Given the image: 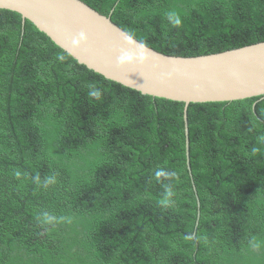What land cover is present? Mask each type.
Segmentation results:
<instances>
[{"label":"trees","instance_id":"trees-1","mask_svg":"<svg viewBox=\"0 0 264 264\" xmlns=\"http://www.w3.org/2000/svg\"><path fill=\"white\" fill-rule=\"evenodd\" d=\"M81 1L166 55L264 42V0ZM184 108L0 10V264H264V99L190 104L189 160Z\"/></svg>","mask_w":264,"mask_h":264},{"label":"water","instance_id":"water-1","mask_svg":"<svg viewBox=\"0 0 264 264\" xmlns=\"http://www.w3.org/2000/svg\"><path fill=\"white\" fill-rule=\"evenodd\" d=\"M79 64L154 98L182 102L189 160L188 107L264 99V42L217 54L180 57L144 45L81 0H0ZM24 29V28H23ZM81 32L86 40L73 41ZM129 58L122 61L121 57Z\"/></svg>","mask_w":264,"mask_h":264},{"label":"clouds","instance_id":"clouds-1","mask_svg":"<svg viewBox=\"0 0 264 264\" xmlns=\"http://www.w3.org/2000/svg\"><path fill=\"white\" fill-rule=\"evenodd\" d=\"M168 17L169 19H173L174 17V25L178 26L181 23V20L179 18V16L174 13V12H169L168 13ZM86 40V35L85 33L81 32L80 34H78L77 38L73 41L74 44H79L81 42H84ZM129 57L125 54L124 56L121 57V60H127ZM89 96L90 97H95V98H99L101 96V92L99 89L95 88L94 86L91 87V91L89 92ZM261 142H264V136H260L258 138ZM258 149L253 147L252 151L256 152ZM15 175L17 177H19L21 175L20 172H16ZM176 173L174 172H166L163 169H157L155 171V177L157 178V180H159V178L161 177H165V178H172L175 177ZM38 179V177L36 178ZM54 182V178H50L47 183H53ZM165 193H164V199L162 200V204L164 206H170L172 203H174L173 197L175 195L174 191H173V186L171 184L169 185H165ZM38 219H41V217H38ZM56 220V217L50 215L49 213L45 212L42 214V222L43 223H52L53 221ZM190 237H186V239H189ZM253 247L255 248L256 245H253Z\"/></svg>","mask_w":264,"mask_h":264}]
</instances>
